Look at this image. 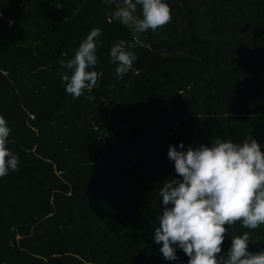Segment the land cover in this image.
<instances>
[{"label":"trees","instance_id":"1","mask_svg":"<svg viewBox=\"0 0 264 264\" xmlns=\"http://www.w3.org/2000/svg\"><path fill=\"white\" fill-rule=\"evenodd\" d=\"M166 3L172 22L136 33L111 20L116 6L103 0H0V115L12 129L8 148L19 156L18 170L0 179V256L87 264L53 255L55 241L67 248L65 235L53 231L70 223L82 225L89 251L118 249L125 264H188L179 247L177 260H165L138 241L159 226L163 183L179 178L169 147L252 137L264 151V0ZM95 28L103 46L93 70L102 75L74 99L60 61L73 58ZM121 39L135 43L137 57L122 79L109 62ZM49 213L51 227L21 243L46 257L11 245L14 229L27 233ZM244 231L229 229L219 256ZM250 238V252L264 251V225ZM85 261L94 258L88 253Z\"/></svg>","mask_w":264,"mask_h":264},{"label":"clouds","instance_id":"2","mask_svg":"<svg viewBox=\"0 0 264 264\" xmlns=\"http://www.w3.org/2000/svg\"><path fill=\"white\" fill-rule=\"evenodd\" d=\"M115 5L111 20L145 33L157 32L172 22V9L166 0H103ZM99 28L92 29L74 57L60 61L65 91L74 99L91 92L101 73L98 47L103 41ZM134 42L118 40L110 48L109 62L117 65L115 74L123 78L137 59L130 49ZM65 69L67 71H65ZM90 101L93 96L87 97ZM12 129L0 115V179L17 171L19 156L8 148ZM180 149L184 144L179 145ZM168 157L179 178L168 179L159 191L163 212L158 216L154 242L162 244L165 260H177L176 247L189 257L188 264H264V251H249L250 231L264 225V151L252 137L242 143L216 137L210 145L178 151L171 145ZM239 225L241 235L232 234L226 257L219 256L229 233Z\"/></svg>","mask_w":264,"mask_h":264},{"label":"rangeland","instance_id":"3","mask_svg":"<svg viewBox=\"0 0 264 264\" xmlns=\"http://www.w3.org/2000/svg\"><path fill=\"white\" fill-rule=\"evenodd\" d=\"M16 206V205H15ZM52 213H49L48 215L41 217L38 221L37 224V228H31L29 229V231L27 233H23L20 232L21 230H18L17 228L14 229L13 234L10 236L11 238V245L12 246H16V247H21L22 250L29 252L31 254H33L36 258H43L46 257V255H42L39 251H37L36 253L33 251H27L26 247H23V244L21 246V243L23 240H25L26 238H28L30 235H37V236H41V232L39 231V229L42 232H46L45 228L46 227H51L50 225V217H51ZM45 221V222H44ZM63 224L62 226H60L59 228H56L53 233H55L56 235H58V233L60 234H64L65 237L63 238V243H65L67 245V248H62L61 245L62 243H60L61 241H55L57 243L60 244L59 245L56 243V248L57 251L53 254L54 257H61V256H72L74 258H78L80 260H82L83 262L87 263V264H125L124 261V255L121 253L120 250H111L109 252H106L104 254H98L92 251H89L90 248L88 247L87 244V240L85 238V235L83 234V229H82V225L79 226H75L74 224ZM69 230L71 232V234H67L64 231ZM30 232V233H29ZM147 232H149L147 235H142L138 236V241H144L147 242V246L148 249L150 251V257L151 256H161L162 253L160 252V248L161 245L160 244H156L154 242V234L153 232H150L149 230H147ZM153 234V235H152ZM61 238V239H62ZM94 258V261L92 263L86 262L85 261V255L88 254ZM96 258V259H95ZM0 264H25V262L23 261V259H21L20 257H18L17 255H8V256H0Z\"/></svg>","mask_w":264,"mask_h":264}]
</instances>
